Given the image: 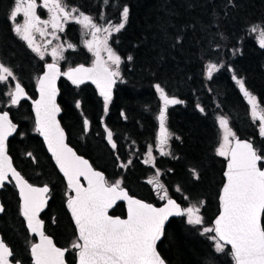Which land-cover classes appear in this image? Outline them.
Listing matches in <instances>:
<instances>
[{
    "label": "trees",
    "instance_id": "1",
    "mask_svg": "<svg viewBox=\"0 0 264 264\" xmlns=\"http://www.w3.org/2000/svg\"><path fill=\"white\" fill-rule=\"evenodd\" d=\"M67 2L91 15L98 24H105L100 19L101 13L113 23L119 22V9L104 4L103 0ZM116 2L126 3L130 8L125 29L109 39V45L123 59L122 81L116 82L105 113L104 100L96 96L90 85L75 87L59 78L57 103L61 112L58 119L67 143L110 182L122 177V186L132 196L158 204L156 190L147 181L159 170V182L183 207L203 201L200 211L203 225H188L184 217L168 220L166 235L157 244V250L167 264H207L209 257L214 258L213 264H233L230 255L216 254L213 241L200 233L203 227L210 226L217 213V195L222 183L224 157L215 152L219 142L217 116L228 117L237 138L248 139L257 149H264V138L250 118V105L232 79L233 74L243 78L246 88L264 107V48L259 46L254 33L248 31L250 25L264 21V0H235L238 9L225 7L226 0H194L195 6L190 9L186 8L185 0ZM214 11L218 15L214 16ZM225 12L229 14L222 21ZM213 19L223 26L212 25ZM166 24L174 26L168 28L173 37L185 25H195V32L188 29L184 34L183 52L171 49L172 41L163 38L161 29ZM205 25L209 26L207 34L197 45L195 40L201 37V28ZM219 32L223 33V38L217 34ZM66 34L67 31L63 37L75 43L74 35ZM160 53L164 57L162 63L157 60ZM128 55L134 60L127 61ZM66 56H70L69 65L85 60L80 50L72 52L69 49ZM0 62L13 69L17 80L32 97L34 80L42 64L48 61L40 60L17 38L1 16ZM208 62L225 65L212 80L205 79L204 65ZM61 64L62 68L64 63ZM156 83H160L170 97L183 103L169 106L166 112V127L173 133L168 142L171 155L156 154L146 164L142 156L149 145L153 146L158 130L156 116L161 107L154 88ZM8 86L11 83L6 87L0 85V111H8L10 119L17 125V131L7 141L8 155L29 183L48 185L49 199L40 218L45 222V233L54 243L68 248L75 234L63 207L66 189L34 131L29 103L21 101L17 106L4 107L7 101L4 92ZM76 101H80L79 109L75 107ZM197 104L205 109L203 113ZM85 119L89 121L87 131ZM106 127L113 134L115 150L104 138L103 128ZM177 136L180 139H176ZM28 152L33 156H27ZM122 163L128 167L121 168ZM192 170L199 173V179L193 177ZM0 195L2 199L7 196L3 203L6 212L0 216V235L14 249L15 257L22 264H29L26 248L29 237L18 215L15 191L5 186ZM109 214L122 216V204L117 203ZM52 217L57 219V224L52 223ZM226 252H229L228 248ZM68 262L73 264L74 252L66 253Z\"/></svg>",
    "mask_w": 264,
    "mask_h": 264
},
{
    "label": "snow or ice",
    "instance_id": "2",
    "mask_svg": "<svg viewBox=\"0 0 264 264\" xmlns=\"http://www.w3.org/2000/svg\"><path fill=\"white\" fill-rule=\"evenodd\" d=\"M103 3L119 9V22L113 23L103 13L100 19L105 24H98L91 15L80 11L76 6L70 5L67 0H42L38 5L37 0H14L9 11L8 19L13 23L12 32L20 40L26 42L27 47L35 53L40 60L45 59V51L36 42V34L40 37L50 35L52 40H59L58 32L65 31V25L74 22L81 26L83 46L94 56L91 67L83 64L70 67L61 71L58 61L65 59V47L75 49V45L65 41L52 47L53 61L46 63L41 75L36 78L39 99L33 100L35 112L34 131L43 137L48 151L51 153L59 171L67 180V186L74 195H67V209L71 215V222L75 226V240L68 248L57 247L53 239L45 234V222L40 218L48 202L49 187L47 184L37 187L29 183L13 166L8 156L7 140L17 131V125L12 122L8 111L0 112V188L6 183L15 182L19 191V214L26 222L29 234L39 237L38 243H31L29 252L31 264H66V253L74 252L75 264H167L157 250V244L166 235V221L169 217H186V223L191 226L203 225L204 220L200 215L203 201L199 204H190L182 207L171 198L164 184L159 182L161 173L156 171L155 177L147 181L154 190L160 193L159 198L165 203L155 207L128 194L123 185V178L110 182L101 172L95 171L89 162L78 156L72 148L64 142V131L57 121V114L61 108L56 103V81L60 76L67 77L77 87L91 81L99 89L104 99V111L107 113L108 105L112 99V87L118 80L122 81L121 64L123 59L110 45L109 39L114 33L125 29L130 16V8L119 4L116 0H103ZM42 7L48 12V19H41L37 7ZM186 8L195 6L194 0H185ZM239 8L235 0H226L225 7ZM23 15V23L17 21ZM214 16L218 15L214 11ZM228 12L223 14L225 20ZM212 25L222 27L215 19ZM106 25V26H105ZM49 27L51 32H48ZM171 24H166L161 33L165 40H171L170 48L183 52L185 32L191 29L195 32V25H185L173 37L168 32ZM209 26L201 28L202 35L195 40L200 45L205 39ZM249 32H259V46L264 48V21L252 24ZM223 38V33H217ZM52 40H47L46 45H51ZM219 47V45H217ZM107 54L104 59L101 53ZM163 54L157 56L158 62H163ZM126 60H134L128 55ZM225 65L223 63L208 62L204 65L206 80H212L214 74ZM232 71L231 68L228 69ZM232 79L239 86L240 92L251 106V115L254 121L259 120V134L264 138V107H261L258 98L250 92L243 78L233 74ZM14 82V86L7 88L4 95L8 97L9 107L17 106L22 99L28 96L18 82L17 76L11 67L0 62V85L7 86ZM159 95L161 107L156 119L159 121L157 133V148L161 155H171L165 147L173 137V133L166 127V112L169 106L183 103L176 97H170L165 88L160 84L154 85ZM80 101L75 102V107L80 108ZM200 112L205 109L197 104ZM124 115V113H121ZM217 123L221 130V139L215 152L217 156L227 159V170L224 172L225 182L219 193V215L212 227H203L201 235L213 241L216 254L230 255L233 264H264V170L258 167V162L264 160V149H257L251 141L237 139L236 134L229 126V119L225 115L217 116ZM89 121L84 120L85 131L88 130ZM107 141L115 150L117 145L113 141V134L105 128ZM180 139V137H175ZM27 156L32 157L31 152ZM152 157V146L149 145L144 163ZM131 161L128 162L130 164ZM128 164H121L127 168ZM193 177L199 179V173L192 170ZM11 177V179H9ZM80 177L87 181V187L80 183ZM181 191L180 188L176 189ZM187 199V197H186ZM117 200L127 202V218L113 217L108 214V209ZM6 208L0 204V213H5ZM52 223L58 221L52 217ZM230 246V252L226 248ZM209 257L207 264H213ZM0 264H22L15 257L14 249L4 240L0 239ZM71 264V262H68Z\"/></svg>",
    "mask_w": 264,
    "mask_h": 264
},
{
    "label": "water",
    "instance_id": "3",
    "mask_svg": "<svg viewBox=\"0 0 264 264\" xmlns=\"http://www.w3.org/2000/svg\"><path fill=\"white\" fill-rule=\"evenodd\" d=\"M46 63H51V62H45V63H43L42 64V68H41V71L39 72V74H38V76L39 75H41L42 74V72H43V69H44V65L46 64ZM81 64H83V63H77V64H74V65H72V66H70V67H77V66H79V65H81ZM85 67H91L92 66V64L91 65H87V64H83ZM59 66V65H58ZM60 67V66H59ZM70 67H68V68H66V69H64V70H62L61 68H60V70L63 72V71H67ZM37 76V77H38ZM59 78H64L66 81H68L69 83H71V81L70 80H68L67 79V77H64V76H60ZM59 78L57 79V81H56V88H57V95H56V103H57V97H58V94H59V91H58V87H57V83H58V80H59ZM72 84V83H71ZM83 84H88V85H90L92 88H93V90L95 91V93H96V95L98 96V97H100V98H102L103 99V97L100 95V93H99V89H97V87H96V85L95 84H93L91 81H85V83H83ZM73 85V84H72ZM82 85V84H81ZM114 86H115V84L113 85V87H112V92H113V89H114ZM33 90H34V97L33 98H31V97H29L28 95V99H25L28 103H29V109H30V113H31V116H32V120H33V127L35 126V112H34V110H33V104H32V102H33V100H37V99H39L40 97H39V91H38V89H37V84H36V80H35V82H34V86H33ZM240 91V90H239ZM241 93V92H240ZM27 94V93H26ZM241 95H243L242 93H241ZM23 100V99H22ZM57 105H58V103H57ZM59 106V105H58ZM2 111H6V110H1L0 112H2ZM61 112V111H60ZM59 115H60V113H58L57 114V121L59 122V119H58V117H59ZM14 123V122H13ZM59 124H60V122H59ZM60 127L62 128V126H61V124H60ZM63 129V128H62ZM63 131H64V129H63ZM15 133H13L11 136H9V138H8V140L14 135ZM37 134V137L40 139V141H41V144H42V146H43V148H44V150H45V152H46V154L49 156V158H50V160H51V163L53 164V166H54V168L56 169V171H57V173L60 175V177L62 178V180H63V183H64V185H65V188L69 191V189H68V186H67V180H66V178L63 176V173H61L60 171H59V168L56 166V164H55V161H54V159L52 158V156H51V153L48 151V148H47V145L45 144V142H44V139H43V137L42 136H40L38 133H36ZM106 139H107V134H106ZM237 139H239V140H242V141H249L248 139H244V138H237ZM7 140V141H8ZM64 142L68 145V147H70V148H72L68 143H67V140H66V134H65V131H64ZM7 143V142H6ZM73 149V148H72ZM73 151L75 152V150L73 149ZM77 154V153H76ZM78 156H81V155H79V154H77ZM9 156V155H8ZM83 159H85V160H87L86 158H84L83 156H81ZM9 158H10V156H9ZM10 160H11V158H10ZM88 161V160H87ZM12 162V161H11ZM89 162V161H88ZM90 164V163H89ZM12 166H13V164H12ZM14 167V166H13ZM92 167V166H91ZM258 167H261L262 168V170H264V163L263 162H258ZM15 168V167H14ZM93 168V167H92ZM95 171H99L98 169H95V168H93ZM227 170V159L225 158V161H224V166H223V170H222V183H221V185H220V187H219V190H218V195H217V213L214 215V217L212 218V220H211V222H210V226L212 227L213 226V223H214V221H215V219H216V217L219 215V210H220V206H219V193H220V191H221V189H222V187H223V183L225 182V177H224V172ZM99 172H101V171H99ZM102 173V172H101ZM103 174V173H102ZM9 179H11V177H9ZM80 183H81V185L83 186V187H87V181L83 178V177H80ZM6 184H10V183H6ZM11 184L13 185V187H14V189H15V191H16V196H17V199H18V211H19V203H20V199H19V191H18V189L15 187V182L14 181H12L11 182ZM34 186H37V185H34ZM41 186H43V185H40V186H37V187H41ZM1 189V188H0ZM126 190V189H125ZM127 191V190H126ZM75 193H73V192H70L69 191V195H74ZM130 195V194H129ZM130 196H132V195H130ZM132 197H134V198H136V199H140V198H138V197H135V196H132ZM171 198H173V197H171ZM48 199H49V196H48ZM174 199V198H173ZM140 200H142V201H144V202H146V203H150V204H152L153 206H155V207H161V206H163V204L165 203V201H162V202H160L159 204H153V203H151V202H148V201H145V200H143V199H140ZM175 200V199H174ZM66 203H67V197H66V199H65V201H64V203H63V205H64V208H65V210H66V213H67V215H68V218H69V220H70V222H71V215H70V213L68 212V209H67V206H66ZM117 203H121L122 204V207H123V211H124V214H123V216L122 217H120V216H118V215H111V214H109V212L113 209V207L117 204ZM178 203V202H177ZM180 204V203H179ZM45 209V208H44ZM108 214L109 215H111V216H113V217H120V218H122V219H126L127 218V202L126 201H123V200H117L113 205H112V207L111 208H109L108 209ZM20 215V214H19ZM177 216H173V217H169V219L170 218H176ZM20 218L22 219V221H23V224H24V227H25V229H26V231H27V233L29 234V232H28V229H27V226H26V222L24 221V219H23V217L22 216H20ZM167 222L168 221H166V224H167ZM71 225H72V227H73V229H74V234H75V226H74V224L71 222ZM30 236H32V237H34V242L33 243H38L39 242V237L38 236H34V235H32V234H29ZM0 239H1V236H0ZM58 247V246H57ZM29 248H30V245H29V247H28V254H29V257H30V252H29ZM61 248V247H60ZM228 248V250H229V252H230V246H228L227 247ZM74 256H75V253H74ZM30 262H31V257H30ZM73 264H75V260H74V262H73Z\"/></svg>",
    "mask_w": 264,
    "mask_h": 264
},
{
    "label": "flooded vegetation",
    "instance_id": "4",
    "mask_svg": "<svg viewBox=\"0 0 264 264\" xmlns=\"http://www.w3.org/2000/svg\"><path fill=\"white\" fill-rule=\"evenodd\" d=\"M13 2H14V0H0V13L1 14H3V15H0V17L2 16L3 17V19H5L6 20V22H7V24H9L10 25V28H11V30H12V27L14 26L13 25V23L8 19V14H9V11H10V9L12 8V6H13ZM42 2V0H37V4L39 5L40 3ZM37 13H38V15H40V17H41V19H46V14L48 13L44 8H42V7H37ZM70 25V28H68V26ZM66 31H67V34L66 35H71V36H73L74 35V37H75V39H76V41H75V43H72V44H74L76 47H75V49H71V51L72 52H78L79 50H80V52H82V54L84 55V57H85V60H83L82 62H83V64H87V65H91L92 64V62H93V60H94V56L92 55V53H90L84 46H83V43H82V36H81V34L79 33V26H78V24H76V23H74V22H70V23H68V24H66L65 25V31L64 32H58L59 34V36L60 37H62L65 33H66ZM89 39H91V37L89 38ZM63 63V62H62ZM59 65H62L61 63H58ZM72 65H74V64H72ZM72 65H67L66 66V64H63V66H62V70H64V69H66V68H68V67H70V66H72ZM61 67V66H60ZM64 79V78H63ZM19 82V81H18ZM68 82V81H67ZM69 83V82H68ZM70 85H72L71 83H69ZM22 85V84H21ZM82 85H84V84H82ZM12 86H14V82H12L11 83V86L10 87H12ZM33 86H34V84H33ZM72 86H75V85H72ZM81 86V85H80ZM22 87H23V85H22ZM75 87H77V86H75ZM24 88V87H23ZM93 89V88H92ZM24 90H25V88H24ZM25 92L27 93V91L25 90ZM95 92V91H94ZM33 93H34V90H33ZM96 94V93H95ZM27 95H28V93H27ZM34 95L35 94H33V96L31 97V98H33L34 97ZM29 96V95H28ZM97 96V95H96ZM30 97V96H29ZM58 98V97H57ZM100 98V97H99ZM102 99V98H101ZM102 100H104V99H102ZM21 101H26L25 99H23V100H21ZM4 107L5 108H8L9 107V103H8V97H7V101H6V103H5V105H4ZM157 124H158V130H159V121L157 120ZM34 128V127H33ZM85 129V128H84ZM157 130V131H158ZM103 132H104V138H105V140L107 141V139H106V132H105V128H103ZM156 137H157V135H156ZM66 140H67V138H66ZM108 142V141H107ZM73 148V147H72ZM44 149V148H43ZM45 151V150H44ZM76 152V151H75ZM46 153V152H45ZM78 154V153H77ZM80 155V154H79ZM48 156V155H47ZM82 156V155H81ZM48 158H49V156H48ZM85 158V157H84ZM87 159V158H86ZM49 160H50V158H49ZM88 160V159H87ZM89 161V160H88ZM50 162H51V160H50ZM90 163V162H89ZM52 164V163H51ZM53 165V164H52ZM91 165V164H90ZM92 166V165H91ZM54 167V166H53ZM93 167V166H92ZM94 168V167H93ZM16 169V168H15ZM55 169V168H54ZM17 170V169H16ZM18 171V170H17ZM55 171H56V169H55ZM100 171V170H99ZM19 172V171H18ZM57 172V171H56ZM58 174V173H57ZM59 175V174H58ZM104 175V174H103ZM60 176V175H59ZM62 179V178H61ZM62 182H63V180H62ZM64 184V183H63ZM33 185H37V186H40V185H45V184H33ZM5 186H9V187H12L13 189H14V187H13V185L10 183V184H6ZM64 187H65V185H64ZM152 188H154L153 187V185H152ZM3 189H4V187L3 188H1L0 189V193H1V191H3ZM66 189V188H65ZM14 191H15V189H14ZM66 192H67V195H69V191L66 189ZM8 194H9V196H10V190H9V192H8ZM154 194L156 195L157 194V192L156 191H154ZM15 195H16V191H15ZM67 195H66V197H67ZM48 196H49V194H48ZM7 196H5L4 197V199H2L1 198V195H0V204H2L3 205V203H4V201H6L7 200V198H6ZM66 197H65V199H66ZM16 198H17V196H16ZM65 199H64V201H65ZM64 201H63V203H64ZM158 201H160V202H162L163 200H160V199H158ZM159 202V203H160ZM17 203H18V199H17ZM158 203V204H159ZM18 206V205H17ZM63 207H64V205H63ZM183 207V206H182ZM46 208V207H45ZM45 210V209H44ZM43 210V211H44ZM64 210H65V208H64ZM43 211L40 213V216H41V214L43 213ZM65 212H66V210H65ZM67 214V213H66ZM123 214H124V211H123ZM2 215V213H0V216ZM18 215H19V211H18ZM20 216V215H19ZM123 216V215H122ZM122 216H120V217H122ZM67 217H68V215H67ZM177 218V217H176ZM21 219V218H20ZM69 219V218H68ZM22 220V219H21ZM10 221V220H9ZM70 221V220H69ZM11 222V221H10ZM71 223V222H70ZM22 224H23V221H22ZM23 227H24V224H23ZM24 229H25V227H24ZM25 231H26V229H25ZM26 233H27V231H26ZM46 234V233H45ZM27 235H28V237H29V241L27 242V250H28V247H29V245L31 244V243H33L34 242V237H32V236H30L28 233H27ZM46 235H48V234H46ZM1 236V235H0ZM49 236V235H48ZM51 237V236H50ZM52 238V237H51ZM1 239H2V237H1ZM75 240V238L73 239V241ZM53 243H54V241H53ZM73 243V242H72ZM72 243H70V245L72 244ZM55 244V243H54ZM56 245V244H55ZM70 245H68V246H70ZM57 246V245H56ZM59 247V246H58ZM61 248H67V247H61ZM29 255V254H28ZM29 264H31V262H30V257H29ZM67 264V263H66Z\"/></svg>",
    "mask_w": 264,
    "mask_h": 264
},
{
    "label": "rangeland",
    "instance_id": "5",
    "mask_svg": "<svg viewBox=\"0 0 264 264\" xmlns=\"http://www.w3.org/2000/svg\"><path fill=\"white\" fill-rule=\"evenodd\" d=\"M46 19H48V13L46 14ZM23 20H24V18H23V15L21 14L20 16H18V18H17V21L19 22V23H23ZM79 26V33L81 34V36H82V30H81V26L80 25H78ZM106 26V25H105ZM48 32L50 33L51 32V28L49 27V29H48ZM59 33H57V35H58ZM59 36V35H58ZM254 37H255V39H256V41L258 42V40L261 38L260 36H259V32H256V33H254ZM83 39H89L90 38V35L89 36H85V37H82ZM47 40H52V37L50 36V35H46L45 37H40L39 36V34H36V42L38 43V44H40L41 45V47H42V50H44L45 49V47H46V51H45V59L44 60H47L48 62H52L53 61V57L51 56V50H52V47H55L57 44H64L65 43V41H68V42H70L65 36L63 37H60V39L59 40H52V44L51 45H46V41ZM22 42H24V41H22ZM25 44H26V42H24ZM27 45V44H26ZM67 50H69L67 47H65V49H64V51H63V55H64V57H65V59H63V60H59L58 61V63H64V64H66V66L69 64V61H70V56H66V51ZM101 55H102V57L104 58V59H107V54L106 53H101ZM38 57V56H37ZM39 58V57H38ZM35 81V80H34ZM13 87V86H12ZM8 88H11L10 86H8ZM7 89V88H6ZM9 103V102H8ZM249 114H250V118H251V120L252 121H254L253 120V118H252V115H251V106H250V112H249ZM217 121V120H216ZM256 124H257V128H258V130H259V120H256V121H254ZM218 124V123H217ZM218 129H219V126H218ZM159 131V130H158ZM158 131H157V133H158ZM157 135V134H156ZM220 139H221V130L219 129V142H218V144H217V147H218V145H219V143H220ZM149 147V146H148ZM148 147L146 148V151H145V153L143 154V156H142V161L144 162L145 161V159H146V153H147V151H148ZM165 150L166 151H168V145H166V147H165ZM156 154H160V151L158 150V148H157V140H156V138H155V140H154V143H153V146H152V157L154 156V155H156ZM152 159H149L148 160V163H150V161H151ZM152 185V184H151ZM159 195H160V193H158L157 192V194H156V196H157V198L158 199H160L159 198ZM161 200V199H160ZM190 205V204H189ZM189 205H187V206H189ZM187 206H184V207H187ZM184 219H185V221H186V217H184ZM208 227V226H207ZM210 227V226H209ZM203 229V228H202ZM73 242V240L71 241V243Z\"/></svg>",
    "mask_w": 264,
    "mask_h": 264
}]
</instances>
